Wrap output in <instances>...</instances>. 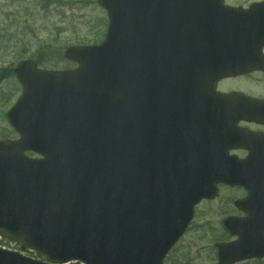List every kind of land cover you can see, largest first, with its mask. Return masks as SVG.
<instances>
[{"label":"water","instance_id":"1","mask_svg":"<svg viewBox=\"0 0 264 264\" xmlns=\"http://www.w3.org/2000/svg\"><path fill=\"white\" fill-rule=\"evenodd\" d=\"M175 1L98 0L107 33L100 45L66 49L78 68L19 63L23 93L7 116L20 138L0 141V235L54 261L137 264L139 254L141 264H161L193 204L230 178L225 160L155 157L161 146L170 153L176 133L220 137L201 119L175 124L177 116L198 114L176 107L184 95L199 105L191 102L199 78L183 65L186 50L200 58L197 48L185 47L196 20ZM185 80L194 93L183 92ZM154 130L165 132L162 141ZM25 150L43 158L30 159ZM0 264L33 263L0 251Z\"/></svg>","mask_w":264,"mask_h":264},{"label":"flooded vegetation","instance_id":"2","mask_svg":"<svg viewBox=\"0 0 264 264\" xmlns=\"http://www.w3.org/2000/svg\"><path fill=\"white\" fill-rule=\"evenodd\" d=\"M187 6L192 7L191 12L215 19L212 37L215 41L206 42V46L230 51L255 50L256 58L264 62V0H196ZM223 60L229 65L234 62V58ZM221 73L224 74L214 83L215 89L234 94V98L216 110L222 113V125L230 128V134L238 138L225 149V155L232 160H245L253 151L255 158L264 160V107L246 105L248 97L264 100V64L230 68ZM247 195V189L241 185L217 184V194L213 198H203L194 206L191 221L163 263L219 264L217 244L245 240L253 234L252 247L256 254L232 264H264V229L251 228L245 201ZM262 198L264 201V194ZM226 219L231 220L228 226L224 223ZM17 249L23 250L22 256L28 259L53 264L33 252Z\"/></svg>","mask_w":264,"mask_h":264},{"label":"rangeland","instance_id":"3","mask_svg":"<svg viewBox=\"0 0 264 264\" xmlns=\"http://www.w3.org/2000/svg\"><path fill=\"white\" fill-rule=\"evenodd\" d=\"M106 25L97 0H0V139L15 136L5 112L21 92L11 73L18 61L37 57L42 67L72 68L65 48L99 43Z\"/></svg>","mask_w":264,"mask_h":264}]
</instances>
